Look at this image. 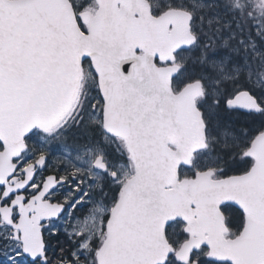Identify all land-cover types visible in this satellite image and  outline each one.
I'll return each mask as SVG.
<instances>
[{"label":"snow or ice","instance_id":"snow-or-ice-1","mask_svg":"<svg viewBox=\"0 0 264 264\" xmlns=\"http://www.w3.org/2000/svg\"><path fill=\"white\" fill-rule=\"evenodd\" d=\"M0 264H264V0H0Z\"/></svg>","mask_w":264,"mask_h":264}]
</instances>
